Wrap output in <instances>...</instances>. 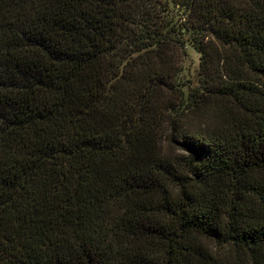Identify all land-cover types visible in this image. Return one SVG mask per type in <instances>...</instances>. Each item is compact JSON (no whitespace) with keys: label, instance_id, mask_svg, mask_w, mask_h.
I'll use <instances>...</instances> for the list:
<instances>
[{"label":"trees","instance_id":"trees-1","mask_svg":"<svg viewBox=\"0 0 264 264\" xmlns=\"http://www.w3.org/2000/svg\"><path fill=\"white\" fill-rule=\"evenodd\" d=\"M0 264H264V0H0Z\"/></svg>","mask_w":264,"mask_h":264},{"label":"rangeland","instance_id":"rangeland-1","mask_svg":"<svg viewBox=\"0 0 264 264\" xmlns=\"http://www.w3.org/2000/svg\"><path fill=\"white\" fill-rule=\"evenodd\" d=\"M189 55L186 57L184 65L186 67L187 74L194 76L199 64V54L193 49H189Z\"/></svg>","mask_w":264,"mask_h":264}]
</instances>
